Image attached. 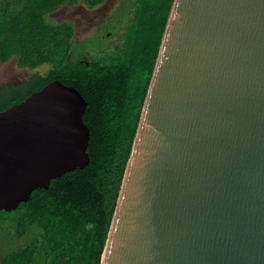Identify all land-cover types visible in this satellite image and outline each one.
<instances>
[{
  "label": "water",
  "instance_id": "95a60500",
  "mask_svg": "<svg viewBox=\"0 0 264 264\" xmlns=\"http://www.w3.org/2000/svg\"><path fill=\"white\" fill-rule=\"evenodd\" d=\"M85 107L0 111V210L88 164ZM98 264H264V0H172Z\"/></svg>",
  "mask_w": 264,
  "mask_h": 264
},
{
  "label": "trees",
  "instance_id": "16d2710c",
  "mask_svg": "<svg viewBox=\"0 0 264 264\" xmlns=\"http://www.w3.org/2000/svg\"><path fill=\"white\" fill-rule=\"evenodd\" d=\"M104 0H0V63L33 72L0 87V111L52 80L86 101L89 162L34 189L15 210H0V264H98L172 0H126L122 35L96 57L73 55L71 22H50L62 5ZM118 162L116 164V160Z\"/></svg>",
  "mask_w": 264,
  "mask_h": 264
},
{
  "label": "rangeland",
  "instance_id": "374dc122",
  "mask_svg": "<svg viewBox=\"0 0 264 264\" xmlns=\"http://www.w3.org/2000/svg\"><path fill=\"white\" fill-rule=\"evenodd\" d=\"M126 6V0H104L94 8H89L82 2L66 3L47 13L46 18L50 22L73 24L75 57L81 54L96 57L102 51H107V55L108 51L113 49V43L120 41L123 28L121 20L124 18ZM50 67V64H41L34 69L22 67L17 64L15 57H11L6 62L0 63V85L22 81L33 72L45 74ZM117 162L118 159L116 164Z\"/></svg>",
  "mask_w": 264,
  "mask_h": 264
},
{
  "label": "flooded vegetation",
  "instance_id": "af4514ba",
  "mask_svg": "<svg viewBox=\"0 0 264 264\" xmlns=\"http://www.w3.org/2000/svg\"><path fill=\"white\" fill-rule=\"evenodd\" d=\"M106 37L108 38V33H107V35H106ZM109 40V39H108ZM110 41V40H109ZM113 43V42H112ZM25 81V79H23L22 81H19V82H15V83H12V84H3V85H0V87L1 86H12V85H17V84H20V83H22V82H24Z\"/></svg>",
  "mask_w": 264,
  "mask_h": 264
}]
</instances>
